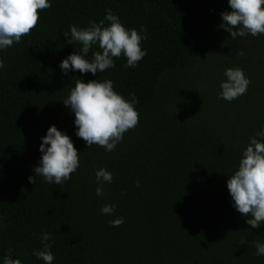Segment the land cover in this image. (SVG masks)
Instances as JSON below:
<instances>
[{"label": "trees", "instance_id": "trees-1", "mask_svg": "<svg viewBox=\"0 0 264 264\" xmlns=\"http://www.w3.org/2000/svg\"><path fill=\"white\" fill-rule=\"evenodd\" d=\"M49 2L30 35L0 50V264L9 250L22 264H44L32 255L43 233L53 264H264L253 244L264 243V224L248 225L227 188L249 138L264 129V34L233 40L219 28L228 0ZM106 9L127 29L146 30L147 55L127 69L123 55L114 58L115 68L95 76L62 71L80 49L63 33L99 22ZM228 68L250 80L232 102L217 98ZM77 79H110L138 100L139 123L113 152L76 135L63 100ZM53 125L73 141L80 167L60 185L29 183ZM100 168L113 175L103 196ZM106 204L112 215L101 213ZM118 217L124 223L111 226Z\"/></svg>", "mask_w": 264, "mask_h": 264}, {"label": "clouds", "instance_id": "clouds-1", "mask_svg": "<svg viewBox=\"0 0 264 264\" xmlns=\"http://www.w3.org/2000/svg\"><path fill=\"white\" fill-rule=\"evenodd\" d=\"M228 4L231 11L221 13L223 23L218 27L231 33V39L264 34V0H228ZM51 6L49 0H0V50H6L14 43L19 44L22 37L30 35L39 23V13ZM141 32L145 34L141 35ZM63 36L67 44L80 46L79 51L61 62L60 67L65 73L73 70L82 74L90 72L95 76L97 72L104 73L115 68L114 58L119 59L122 55L126 58L125 69L135 68L147 55L141 47L146 39V30L143 27L140 31L127 29L111 9L105 10V16L99 22L89 20L83 28L71 25L70 31L64 32ZM94 46H98L99 50H94ZM90 52L91 60L85 59ZM239 54L243 55V52ZM3 68L4 60L0 58V69ZM224 76L226 79L220 84L218 99L232 102L246 94L250 80L241 68H228ZM137 103L134 94L129 101L117 93L110 79L102 82L96 79L87 83L77 79L68 97L63 100V104L74 114V124L78 128L76 135L86 142L87 148L98 145L106 152H113L123 141L124 134L138 125ZM39 150L43 155L39 166L34 167L35 176L28 178L29 183L35 184L39 176L49 184L60 185L71 179V175L80 167L79 152L73 141L55 125L48 128ZM112 180L113 175L107 169L97 170L96 195L103 196L104 184ZM227 188L236 210L244 216L251 215L245 221L248 225L259 228L264 224V129L249 138L238 169L228 176ZM114 209V205L106 204L101 208V213L112 215ZM109 223L119 227L124 223V218L118 217ZM40 239L43 247L33 250L32 255L44 264H53L55 257L48 243L51 235L43 233ZM253 244L257 250L255 255H264V243L254 240ZM2 264L22 262L14 259L9 250V254L2 257Z\"/></svg>", "mask_w": 264, "mask_h": 264}]
</instances>
